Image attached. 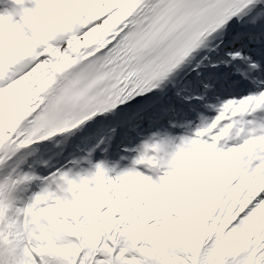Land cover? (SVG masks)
<instances>
[{
    "label": "snow or ice",
    "instance_id": "snow-or-ice-1",
    "mask_svg": "<svg viewBox=\"0 0 264 264\" xmlns=\"http://www.w3.org/2000/svg\"><path fill=\"white\" fill-rule=\"evenodd\" d=\"M0 264H264V0H0Z\"/></svg>",
    "mask_w": 264,
    "mask_h": 264
}]
</instances>
